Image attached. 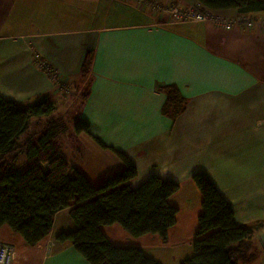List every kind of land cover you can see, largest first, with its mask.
<instances>
[{
	"label": "crops",
	"instance_id": "obj_1",
	"mask_svg": "<svg viewBox=\"0 0 264 264\" xmlns=\"http://www.w3.org/2000/svg\"><path fill=\"white\" fill-rule=\"evenodd\" d=\"M166 21L122 0H0V96L21 106L46 101L56 117H62L59 104L76 103L75 118L89 131L70 129L71 143L81 148L64 143L61 155L93 186L123 169L114 151L136 167L129 187L153 175L178 184L168 198L177 213L165 240L132 237L118 224L102 227L113 245L139 248L159 264L191 257L202 212L192 176L204 173L231 205L235 224L251 230L236 264H264V31ZM163 86H174L186 101L175 119L163 112ZM74 229L67 208L54 215L50 233L37 244L7 225L0 227V242L13 247L11 264H89L70 242L56 239Z\"/></svg>",
	"mask_w": 264,
	"mask_h": 264
},
{
	"label": "trees",
	"instance_id": "obj_2",
	"mask_svg": "<svg viewBox=\"0 0 264 264\" xmlns=\"http://www.w3.org/2000/svg\"><path fill=\"white\" fill-rule=\"evenodd\" d=\"M197 1L218 12H264V0ZM90 64L88 53L82 75L89 73ZM160 90L166 95L164 114L175 119L184 111L185 99L174 86ZM88 131L86 122L74 123L73 134ZM69 133L68 124L54 116L46 101L21 106L0 96V227L7 225L27 244L35 245L50 233L54 215L70 208L75 229L56 239L70 242L89 264H159L139 248L113 245L102 227L118 224L132 237L157 234L165 240L177 213L168 198L177 192L178 184L153 175L129 187L136 167L123 153L114 151L123 169L93 186L61 155V140ZM192 180L202 197V212L197 217L193 255L179 264H236L249 246L250 228L235 224L231 205L204 173L194 174Z\"/></svg>",
	"mask_w": 264,
	"mask_h": 264
},
{
	"label": "built area",
	"instance_id": "obj_3",
	"mask_svg": "<svg viewBox=\"0 0 264 264\" xmlns=\"http://www.w3.org/2000/svg\"><path fill=\"white\" fill-rule=\"evenodd\" d=\"M134 2L143 9H147L165 18L167 23H209L222 30L260 29L264 31V12L254 15L226 16L203 6L201 3L178 6L173 2H161L155 0H122ZM37 66L44 70L55 81L59 89L67 91L68 85L62 83L56 71L38 55H34ZM50 249H48V253ZM13 247L0 242V264H11L13 258Z\"/></svg>",
	"mask_w": 264,
	"mask_h": 264
},
{
	"label": "rangeland",
	"instance_id": "obj_4",
	"mask_svg": "<svg viewBox=\"0 0 264 264\" xmlns=\"http://www.w3.org/2000/svg\"><path fill=\"white\" fill-rule=\"evenodd\" d=\"M63 97H67V95L66 96L64 95ZM76 106H77L76 103H68V100L65 101L64 103H61L58 105V109H59L58 111L62 112V113H60L62 116V119L66 122V124H68L71 131H74V123L78 120L77 117L75 118ZM72 107H73V109H71ZM69 134H71V133H69ZM68 135L64 136L62 138V140H61L62 144L67 143L70 147L75 148V149L81 148L79 144L76 147H74V145L71 143V140H70ZM74 137H76V136L74 135ZM63 149H64V147H63ZM65 150H67V149L65 148Z\"/></svg>",
	"mask_w": 264,
	"mask_h": 264
}]
</instances>
